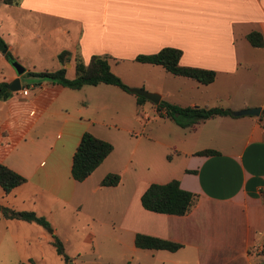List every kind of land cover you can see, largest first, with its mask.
<instances>
[{
	"label": "crops",
	"instance_id": "crops-1",
	"mask_svg": "<svg viewBox=\"0 0 264 264\" xmlns=\"http://www.w3.org/2000/svg\"><path fill=\"white\" fill-rule=\"evenodd\" d=\"M9 6L14 10L1 16L0 36L17 61L30 43L34 50L49 51L59 68L57 55L67 50L71 62L66 76L72 78L69 71L74 74L73 58L77 55L85 63L91 55H104L110 65L136 62L137 54L174 47L182 51L181 65L211 69L216 76L204 85L174 75L179 83L176 99L166 102L213 107L222 92H230L229 83L241 84L249 79L262 91L261 100L252 95L251 102L242 100L235 107L228 103L227 108L264 109V44L254 47L246 39L253 30L261 32L264 39V0H20ZM28 26L30 35L25 33ZM0 59V82L8 83L18 75L1 52ZM34 78L26 95L21 92L26 87L21 85L9 98L0 99V162L26 179L4 194L8 203L2 206L16 210L36 211L35 205L25 208L23 204L30 200L35 203L37 194L69 203L74 182L81 183L91 175L70 182L72 155L81 135L85 131L94 135L89 129L91 119L85 115L87 99L94 98L88 85L72 89ZM93 86L95 98L109 95L116 103L124 99L142 107L136 98H125L121 93H130L116 86ZM159 92L160 101L170 96L168 91ZM106 102H99V108H107ZM143 120L149 121L150 116ZM180 128L186 131L183 137L164 144L172 153L164 160L161 154L148 158L152 169L143 175L147 179L140 181L136 176L131 201L123 205L125 220L119 225L130 233V251H122L117 259L109 258L102 264H254L255 257L256 264H263L264 252L258 253L264 249L263 120L250 115L214 116L193 129ZM203 149H214L218 154H196ZM171 179H177L182 189L198 194L192 210L172 215L144 209L140 196L145 188ZM121 183L120 177L117 185H99V189L119 194ZM8 221L17 228H35L34 222ZM138 232L181 243L182 247L173 252L138 248L133 241ZM92 237L89 233L87 239Z\"/></svg>",
	"mask_w": 264,
	"mask_h": 264
},
{
	"label": "rangeland",
	"instance_id": "rangeland-1",
	"mask_svg": "<svg viewBox=\"0 0 264 264\" xmlns=\"http://www.w3.org/2000/svg\"><path fill=\"white\" fill-rule=\"evenodd\" d=\"M13 10L9 5L0 3V18ZM25 33L30 35L29 26ZM22 51L24 55L18 58V62L26 69L20 75L23 87L29 88V83L36 79L28 76L27 70H52L58 67L56 59L49 51L34 50L30 43ZM7 63L16 72L11 62ZM132 64L134 67L131 68ZM109 66L129 88H140L158 95L159 91H168L169 100L167 97L162 100L175 101L178 79L163 67L131 61L111 63ZM65 67L69 69L70 62L66 63ZM0 73H3L1 59ZM73 75V70H70L69 76ZM133 83L142 86L136 87ZM238 85L239 89L235 90ZM229 87L230 92H222L224 94L221 98L213 101L215 106L227 108L228 103H232L230 107H235L242 100L251 102L252 95L257 101L261 100L262 91L249 79L241 84L237 81L229 83ZM87 88L91 97H94L93 100L87 99L90 101L85 109V115L91 119L89 129L95 136L112 140L110 143L113 145V152L85 181L74 182V196L69 203L63 204L51 200L48 196H41L43 194H37L39 199L35 203L30 200L23 204L25 208L35 205L36 211H33L50 223L54 235L63 244L65 254L73 261L69 264H102L106 259H117L122 251H130V233L126 228H122L119 222L125 220L123 205L131 201L130 197L135 192V178L139 176L140 181L146 180L143 175L152 169L147 164L148 158L161 154L163 160L167 159V155L172 151L166 149L164 144L171 140L179 141L186 132L164 116H160L154 108L155 105L147 99L141 104L137 103L142 105L137 108L134 101L128 104L126 100L119 99L116 103L114 96L103 95L101 98H95L94 86L88 85ZM234 92L236 95H230ZM121 94H125V98L129 100L136 98L135 94ZM101 101L108 102L107 108H99ZM144 116H150V120L144 121ZM47 138L51 140V136ZM12 160L13 156L10 157V161ZM108 172L120 175L122 183L119 194L106 192L103 187L99 189L100 180ZM70 182L73 183L71 176ZM6 203L7 199L0 188V207ZM8 220L10 219L2 217L0 211V264H66L56 253L51 244L52 237L43 226L32 223L35 228L21 229ZM89 233L93 235L91 240L87 239ZM263 252L264 249L258 251ZM253 261L256 264L258 259L255 257Z\"/></svg>",
	"mask_w": 264,
	"mask_h": 264
},
{
	"label": "trees",
	"instance_id": "trees-1",
	"mask_svg": "<svg viewBox=\"0 0 264 264\" xmlns=\"http://www.w3.org/2000/svg\"><path fill=\"white\" fill-rule=\"evenodd\" d=\"M20 0H2L7 5H17ZM246 39L254 47H261L264 39L261 32L253 30L246 34ZM0 52L8 62L16 58L8 50L6 41L0 36ZM182 51L174 47H163L160 50L148 53L137 54L134 61L139 63L159 65L167 72L184 76L196 80L201 84H209L214 81L216 73L214 70L184 66L179 63ZM61 66L55 70L27 71L28 76L37 77L40 80H48L59 83L63 86L79 89L84 85L109 84L130 92V88L115 75L109 66L108 59L104 55H91L87 63L77 55L73 58L74 77L66 76V63L71 62V53L63 50L57 55ZM6 82H0V99L6 100L12 94L6 89ZM136 95V94H135ZM146 98L136 95V102L141 104ZM156 111L160 116H165L182 128L193 129L198 123L214 116L232 115L231 110L219 106H178L161 100L155 105ZM164 110V113L162 112ZM264 122V109L258 115ZM113 145L104 139L94 136L85 131L76 146L72 155L70 175L75 181H83L87 178L112 151ZM201 155H216L214 149H203L196 152ZM26 181L25 177L7 167L0 162V188L4 194H8L14 188ZM120 181L118 173H107L99 182L100 186H115ZM264 192V189H263ZM198 194L182 189L177 179H171L165 183H150L140 196V203L146 210L172 214H188L198 201ZM2 217L6 219H17L27 222H34L43 226L51 235V244L55 247L56 253L63 258L66 264L71 259L65 254L62 242L54 235L50 223L43 217L30 210H16L12 207H0ZM134 245L142 249H162L176 251L182 247L181 243L167 240L161 237L152 236L144 233L134 235ZM264 264V263H263Z\"/></svg>",
	"mask_w": 264,
	"mask_h": 264
},
{
	"label": "water",
	"instance_id": "water-1",
	"mask_svg": "<svg viewBox=\"0 0 264 264\" xmlns=\"http://www.w3.org/2000/svg\"><path fill=\"white\" fill-rule=\"evenodd\" d=\"M11 64L14 67L18 76L13 78L6 84V89L9 92H16L21 89L19 75L24 73L25 68L17 60L12 61ZM130 92L142 96L154 104H158L160 102V96L157 93L148 92L143 89L135 88V87L130 88ZM260 112H261V108L259 106H256V107L244 108V109L232 111L231 114L234 116H242V115L258 116Z\"/></svg>",
	"mask_w": 264,
	"mask_h": 264
},
{
	"label": "built area",
	"instance_id": "built-area-1",
	"mask_svg": "<svg viewBox=\"0 0 264 264\" xmlns=\"http://www.w3.org/2000/svg\"><path fill=\"white\" fill-rule=\"evenodd\" d=\"M21 92H22L23 95H26V94H27V88H23V89L21 90Z\"/></svg>",
	"mask_w": 264,
	"mask_h": 264
}]
</instances>
